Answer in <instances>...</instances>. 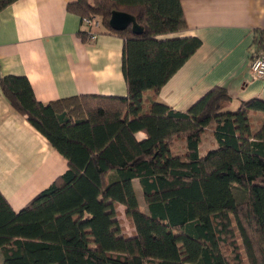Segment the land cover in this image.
I'll return each mask as SVG.
<instances>
[{"label":"trees","instance_id":"1","mask_svg":"<svg viewBox=\"0 0 264 264\" xmlns=\"http://www.w3.org/2000/svg\"><path fill=\"white\" fill-rule=\"evenodd\" d=\"M16 1L0 0V11ZM66 10L80 20L98 17L122 39L127 95L44 105L25 77L0 76L10 107L67 161L18 213L0 194V264H264V120L253 130L249 117L264 116V102L229 110L232 99L220 87L185 112L154 101L201 45L195 37L159 39L186 29L179 0H74ZM113 12L130 15L141 33L131 25L112 30ZM254 43L251 59L264 53V35ZM208 127L215 148L201 154ZM119 205L132 237L122 234Z\"/></svg>","mask_w":264,"mask_h":264},{"label":"crops","instance_id":"2","mask_svg":"<svg viewBox=\"0 0 264 264\" xmlns=\"http://www.w3.org/2000/svg\"><path fill=\"white\" fill-rule=\"evenodd\" d=\"M72 1L17 0L0 11V76L25 77L35 99L44 105L82 95L125 97L122 39L101 25L94 30V40H82L78 33L86 28L66 10ZM179 2L186 29L159 39L195 37L201 45L160 88L154 101L185 112L212 88L220 87L232 99L229 110L251 99L264 102V77L253 78L249 70L256 52L254 40L264 35V0ZM143 98L148 102L151 96L145 93ZM249 117L253 130L264 120L259 113ZM204 136L201 154L215 148L213 137L206 140ZM184 146L183 141L176 143L181 151ZM66 170V159L10 107L0 90V194L12 211L22 210ZM133 187L138 206L146 213L137 180ZM116 211L124 215L123 206ZM133 235L132 227L124 236Z\"/></svg>","mask_w":264,"mask_h":264},{"label":"built area","instance_id":"3","mask_svg":"<svg viewBox=\"0 0 264 264\" xmlns=\"http://www.w3.org/2000/svg\"><path fill=\"white\" fill-rule=\"evenodd\" d=\"M81 23L86 28V36L94 40L97 36L94 30L101 26L100 19L98 17L83 18ZM249 70L253 78L264 77V53H260L251 59Z\"/></svg>","mask_w":264,"mask_h":264},{"label":"water","instance_id":"4","mask_svg":"<svg viewBox=\"0 0 264 264\" xmlns=\"http://www.w3.org/2000/svg\"><path fill=\"white\" fill-rule=\"evenodd\" d=\"M108 25L114 31H121L131 25L132 32L135 34L141 33V28L134 23L133 18L123 12H113Z\"/></svg>","mask_w":264,"mask_h":264},{"label":"rangeland","instance_id":"5","mask_svg":"<svg viewBox=\"0 0 264 264\" xmlns=\"http://www.w3.org/2000/svg\"><path fill=\"white\" fill-rule=\"evenodd\" d=\"M209 129H211V128L208 127L206 132L204 133L205 134L204 137H205L206 140L209 137V135H211ZM206 140H205V142H206ZM140 205H141V207H144V202H143V200L141 198H140ZM117 220L119 222V226H120L123 234L124 235H129L132 232V227H131L130 222L126 219V217L124 215H121V214H118ZM237 243L240 244L241 243L240 240H238Z\"/></svg>","mask_w":264,"mask_h":264}]
</instances>
